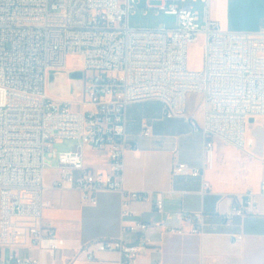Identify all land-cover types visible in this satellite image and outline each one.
Masks as SVG:
<instances>
[{
  "label": "built area",
  "instance_id": "1",
  "mask_svg": "<svg viewBox=\"0 0 264 264\" xmlns=\"http://www.w3.org/2000/svg\"><path fill=\"white\" fill-rule=\"evenodd\" d=\"M192 1L203 5L202 23L195 6L185 4L188 0H146L148 8L177 16L176 27L169 28L132 27L131 10L141 0H0V264H55L46 256L55 257L66 245L44 220L51 169L59 172L54 186L76 188L92 203L100 192H122L124 216L134 214L133 201H153L163 212L162 193L125 187L127 116L133 103L160 101L165 118H184L205 135V164L176 162L172 170L174 176L201 178L204 194L211 191L204 176L214 161L215 140L245 148L247 124L264 116V29H224L210 17L211 0ZM200 40L204 65L190 70L188 49ZM70 55L78 56V70L84 72L78 87L82 99L70 89L67 98L49 92L51 74L63 72ZM195 93L200 107L190 112L188 98ZM74 103L86 109L77 110ZM143 133L150 135L152 128L146 126ZM64 139L77 144L58 152L54 143ZM87 148L107 153V172L87 164ZM257 211L248 193L216 220L192 212L183 219L192 234L203 235L219 233L233 226L234 217ZM150 227L130 220L125 229L147 232ZM242 240V234L233 236L234 243ZM149 244L142 235L136 243L101 239L80 253L91 262L97 252H118V264H139Z\"/></svg>",
  "mask_w": 264,
  "mask_h": 264
},
{
  "label": "crops",
  "instance_id": "2",
  "mask_svg": "<svg viewBox=\"0 0 264 264\" xmlns=\"http://www.w3.org/2000/svg\"><path fill=\"white\" fill-rule=\"evenodd\" d=\"M210 17L224 29L259 32L264 29V0H211ZM189 100L190 97L188 109L193 112L196 108ZM162 107L157 100L137 102L128 107L124 178L127 189L162 193L163 212L155 208L153 201H133L130 209L134 214L124 216L122 192H100L97 203H92L84 200L76 188L54 186L59 172L48 170L45 198L50 205L44 210V220L66 240V245L55 257L46 256L48 262L118 264V252L116 260L98 257L96 253V260L91 262L80 252L86 244L97 240L122 238L127 243H136L142 235L150 244L142 248L139 264H264V191L261 188L264 116L247 124L244 149L215 140L214 161L206 168L204 176L211 191L204 194L201 178L174 176L172 170L176 162L194 166L205 164V135L193 130L184 118H165ZM146 126L152 128L148 136L143 133ZM88 150L96 151L87 148L86 152ZM100 153L101 158L94 160H88L86 153L87 164L107 172L110 169L108 155L104 151ZM248 193L253 194L258 211L234 217L233 226L222 228L219 233L192 234L191 226L184 222L186 212L204 213L216 220ZM130 220L146 222L150 230L131 232L125 229ZM168 227L181 228L184 233H170ZM236 234H242L243 240L234 243Z\"/></svg>",
  "mask_w": 264,
  "mask_h": 264
},
{
  "label": "rangeland",
  "instance_id": "3",
  "mask_svg": "<svg viewBox=\"0 0 264 264\" xmlns=\"http://www.w3.org/2000/svg\"><path fill=\"white\" fill-rule=\"evenodd\" d=\"M154 4H159V1H153ZM186 5L193 4L195 6V9H197L200 12L201 20L200 23L203 22V5L201 2L194 3L192 0H188V2L185 3ZM146 3V0H141V2L135 6L131 10L130 14V25L132 27H158L161 24H165L169 28L176 27L177 25V16L166 14L164 11H159L154 8H148ZM204 41L200 40L199 42H196L189 46L188 49V58H187V65L190 70H199L204 65ZM81 64L78 61L77 55H70L67 58L66 68L63 72H61L59 75L62 77V80L60 78L59 83H63V86L60 85L59 90L52 93L55 96H65L69 95V89H70V83L71 78L67 72L75 71L80 69ZM50 85V83H49ZM66 93V94H65ZM189 104L194 105L195 108L200 107V100H199V94H194L193 96H189ZM73 108L77 110H85L86 107L82 106L79 103H74ZM77 144V140L74 139H64L57 141L54 143V149H56L58 152H64V151H70L73 149V147ZM87 159L88 160H94V159H100L101 153L100 151H92L88 150L87 152ZM54 165H56L57 159L53 160ZM30 253L31 252H26ZM5 257H9V250H6L4 252ZM97 256H108L110 258H113L114 260L118 259V253L117 252H97Z\"/></svg>",
  "mask_w": 264,
  "mask_h": 264
},
{
  "label": "water",
  "instance_id": "4",
  "mask_svg": "<svg viewBox=\"0 0 264 264\" xmlns=\"http://www.w3.org/2000/svg\"><path fill=\"white\" fill-rule=\"evenodd\" d=\"M71 78L70 83V94L73 95L75 99H82L84 96V92L81 88H78L80 86V80L84 78V72L83 70H75L72 71L69 74ZM56 78L54 74H51L50 76V83ZM256 118H251L250 122H254Z\"/></svg>",
  "mask_w": 264,
  "mask_h": 264
},
{
  "label": "bare ground",
  "instance_id": "5",
  "mask_svg": "<svg viewBox=\"0 0 264 264\" xmlns=\"http://www.w3.org/2000/svg\"><path fill=\"white\" fill-rule=\"evenodd\" d=\"M60 77L61 76L59 74H57L56 78L50 83V85H49L50 92L54 93V92L59 90ZM61 80H62V77H61ZM60 85L63 86V83L61 82Z\"/></svg>",
  "mask_w": 264,
  "mask_h": 264
}]
</instances>
